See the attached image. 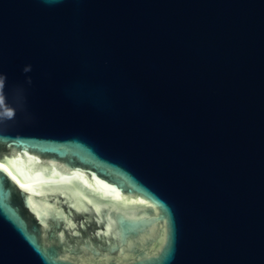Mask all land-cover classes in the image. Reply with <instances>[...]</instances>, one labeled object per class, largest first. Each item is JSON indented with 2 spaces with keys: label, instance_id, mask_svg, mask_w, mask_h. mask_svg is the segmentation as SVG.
Instances as JSON below:
<instances>
[{
  "label": "water",
  "instance_id": "obj_1",
  "mask_svg": "<svg viewBox=\"0 0 264 264\" xmlns=\"http://www.w3.org/2000/svg\"><path fill=\"white\" fill-rule=\"evenodd\" d=\"M0 264H264V0H0Z\"/></svg>",
  "mask_w": 264,
  "mask_h": 264
}]
</instances>
